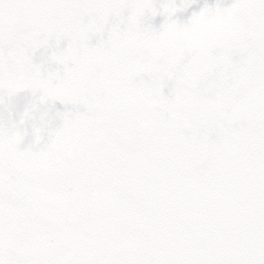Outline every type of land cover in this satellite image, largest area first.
Here are the masks:
<instances>
[{"label":"snow or ice","instance_id":"6c2138e0","mask_svg":"<svg viewBox=\"0 0 264 264\" xmlns=\"http://www.w3.org/2000/svg\"><path fill=\"white\" fill-rule=\"evenodd\" d=\"M0 0V264H264V0Z\"/></svg>","mask_w":264,"mask_h":264},{"label":"flooded vegetation","instance_id":"af4514ba","mask_svg":"<svg viewBox=\"0 0 264 264\" xmlns=\"http://www.w3.org/2000/svg\"><path fill=\"white\" fill-rule=\"evenodd\" d=\"M197 2H198V0H195V3H197ZM194 8H195V6L192 9H190L187 13L182 14L183 15V18L184 19L190 18V16L193 13L192 11H193ZM202 8H203V6L201 8H199V10L197 12H199Z\"/></svg>","mask_w":264,"mask_h":264}]
</instances>
